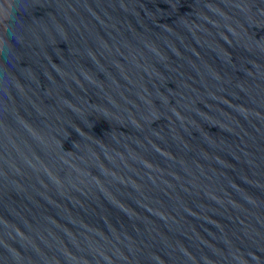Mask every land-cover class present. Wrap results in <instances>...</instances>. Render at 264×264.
Segmentation results:
<instances>
[{
	"label": "water",
	"instance_id": "95a60500",
	"mask_svg": "<svg viewBox=\"0 0 264 264\" xmlns=\"http://www.w3.org/2000/svg\"><path fill=\"white\" fill-rule=\"evenodd\" d=\"M0 264H264V0H0Z\"/></svg>",
	"mask_w": 264,
	"mask_h": 264
}]
</instances>
